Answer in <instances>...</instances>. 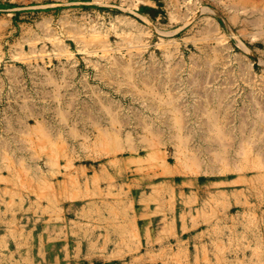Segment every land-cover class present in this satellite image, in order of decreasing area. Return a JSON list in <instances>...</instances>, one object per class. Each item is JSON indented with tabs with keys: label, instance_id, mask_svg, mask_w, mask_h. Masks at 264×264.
<instances>
[{
	"label": "rangeland",
	"instance_id": "obj_1",
	"mask_svg": "<svg viewBox=\"0 0 264 264\" xmlns=\"http://www.w3.org/2000/svg\"><path fill=\"white\" fill-rule=\"evenodd\" d=\"M260 15L0 0V264H264Z\"/></svg>",
	"mask_w": 264,
	"mask_h": 264
},
{
	"label": "bare ground",
	"instance_id": "obj_2",
	"mask_svg": "<svg viewBox=\"0 0 264 264\" xmlns=\"http://www.w3.org/2000/svg\"><path fill=\"white\" fill-rule=\"evenodd\" d=\"M235 5V4H234ZM254 23L260 26V28H264V16L260 15L252 20Z\"/></svg>",
	"mask_w": 264,
	"mask_h": 264
}]
</instances>
